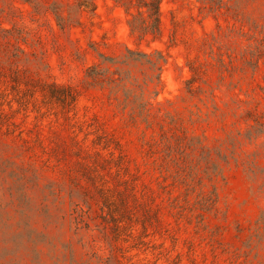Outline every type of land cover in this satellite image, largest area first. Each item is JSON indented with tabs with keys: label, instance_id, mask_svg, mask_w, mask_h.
<instances>
[{
	"label": "rangeland",
	"instance_id": "374dc122",
	"mask_svg": "<svg viewBox=\"0 0 264 264\" xmlns=\"http://www.w3.org/2000/svg\"><path fill=\"white\" fill-rule=\"evenodd\" d=\"M161 1L0 0V264H264V0Z\"/></svg>",
	"mask_w": 264,
	"mask_h": 264
},
{
	"label": "trees",
	"instance_id": "16d2710c",
	"mask_svg": "<svg viewBox=\"0 0 264 264\" xmlns=\"http://www.w3.org/2000/svg\"><path fill=\"white\" fill-rule=\"evenodd\" d=\"M204 4H208L209 0H199ZM115 2L124 7L127 15L129 27L134 36L139 40H143L148 35H159L161 33L162 24V1L161 0H115ZM136 9V13L132 12ZM129 57H127L122 64L129 62H138L136 57L150 58L147 54L142 52H135L128 50ZM160 57L164 59L160 53ZM162 66H159V70ZM194 80V79H192Z\"/></svg>",
	"mask_w": 264,
	"mask_h": 264
}]
</instances>
